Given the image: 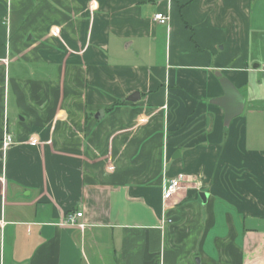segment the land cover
<instances>
[{
  "label": "crops",
  "instance_id": "obj_1",
  "mask_svg": "<svg viewBox=\"0 0 264 264\" xmlns=\"http://www.w3.org/2000/svg\"><path fill=\"white\" fill-rule=\"evenodd\" d=\"M262 44L264 0H0V264H264Z\"/></svg>",
  "mask_w": 264,
  "mask_h": 264
},
{
  "label": "water",
  "instance_id": "obj_2",
  "mask_svg": "<svg viewBox=\"0 0 264 264\" xmlns=\"http://www.w3.org/2000/svg\"><path fill=\"white\" fill-rule=\"evenodd\" d=\"M224 95L220 98H216L212 101L214 105L220 106L225 111V124L229 123L237 116L241 115L244 109L245 100L239 90L221 73L216 72ZM140 98L138 93L133 94L127 99L130 102H136ZM103 115V112H101ZM204 202L206 201L207 195H201Z\"/></svg>",
  "mask_w": 264,
  "mask_h": 264
},
{
  "label": "built area",
  "instance_id": "obj_3",
  "mask_svg": "<svg viewBox=\"0 0 264 264\" xmlns=\"http://www.w3.org/2000/svg\"><path fill=\"white\" fill-rule=\"evenodd\" d=\"M155 21H157L159 24H166L169 22V16L163 14V13H157L154 17ZM261 72L263 74L264 79V67H262ZM6 143L12 142V137L10 135L6 136L5 139ZM186 181V176L184 174H179L177 177L170 179L164 188L163 192V199L165 201H168L173 198V196L183 187V183ZM83 213L77 212V213H71L68 215L65 223L72 225V226H79L80 222L78 221L79 218H81Z\"/></svg>",
  "mask_w": 264,
  "mask_h": 264
},
{
  "label": "rangeland",
  "instance_id": "obj_4",
  "mask_svg": "<svg viewBox=\"0 0 264 264\" xmlns=\"http://www.w3.org/2000/svg\"><path fill=\"white\" fill-rule=\"evenodd\" d=\"M262 47L264 44L261 45ZM261 55L264 57V48L260 51ZM252 97L257 101L260 106V110L254 109L250 110L248 107L244 112V115L249 119L251 126H256L260 133H264V88H256L252 92Z\"/></svg>",
  "mask_w": 264,
  "mask_h": 264
}]
</instances>
